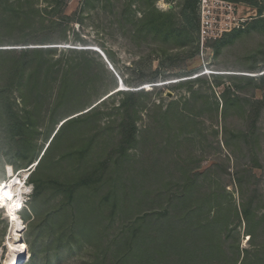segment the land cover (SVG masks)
Returning a JSON list of instances; mask_svg holds the SVG:
<instances>
[{
	"label": "trees",
	"instance_id": "obj_1",
	"mask_svg": "<svg viewBox=\"0 0 264 264\" xmlns=\"http://www.w3.org/2000/svg\"><path fill=\"white\" fill-rule=\"evenodd\" d=\"M227 1L253 7L258 18L215 41L211 46L218 54L244 35H264V0ZM39 2L0 0V12L9 14L0 15V33L29 30L33 37H44L39 41L44 43L50 26L68 42L65 22L72 18L62 11L63 0H51L45 10ZM135 2L84 0L83 11L107 3L114 7L118 28L133 27L129 38L136 44L151 40L170 60L188 47L192 58L198 54L197 0H184L183 26L175 8L161 12L156 0H140L134 8ZM49 8L60 18L46 25ZM21 37L17 43L25 48L0 49V151L13 173L30 171L26 183L32 193L21 214L30 264H52L83 249L92 253L89 264H264V179L257 173L264 170V63L212 76L217 86L223 78L234 82L224 86L222 110L208 96L198 104L203 96L194 86L205 76L200 73L174 79L199 75L172 84L188 87L189 96L171 100L165 110L147 104L151 92L132 91L141 86L127 78L123 82L129 91L106 94L82 109L87 87L78 77L85 76L84 64L75 58L63 64L55 59L58 48H30L32 43ZM85 51L64 53L83 61ZM247 88L261 90L262 98ZM115 94L122 100L112 115L102 107ZM213 109L218 116L221 111L224 121L226 154L202 168L195 159L206 137L197 119ZM143 113L149 122L139 132ZM236 120L242 124H233ZM158 133L165 138L158 141ZM39 136L45 141L40 150ZM139 144L140 165L129 154ZM163 155L171 157L169 168L161 162ZM242 228L249 248H241Z\"/></svg>",
	"mask_w": 264,
	"mask_h": 264
},
{
	"label": "rangeland",
	"instance_id": "obj_2",
	"mask_svg": "<svg viewBox=\"0 0 264 264\" xmlns=\"http://www.w3.org/2000/svg\"><path fill=\"white\" fill-rule=\"evenodd\" d=\"M135 1L134 8L140 7V0ZM50 2L51 0H40L38 4L40 8L45 10ZM183 3L184 0H156L155 7L161 12H169L175 8L177 13H181ZM97 4L100 5V3ZM232 4L234 5L235 15L238 18V22L236 24L237 27L231 32L247 28L248 24L251 23L253 19L258 18V12L253 7H249L245 4ZM83 8L84 0H63L62 11L66 16L72 18V21L65 22V26H67L66 34L68 36V42L63 41L62 34L59 30L47 29V27L50 26L46 27V25L50 24L53 20H59L60 18L58 13L51 14L50 8L48 9V13L46 12L44 15L46 18L45 32L51 34L49 35V39L44 43L39 42L42 39L44 40V37H39L40 35H38V37H33L29 30H26L25 32L17 30L14 31L12 35H8L4 31L0 33V38L3 40L1 44L3 47H0V49L11 50L25 48L23 44L17 42H22L23 37L21 36H26L25 42L26 40H29V42L32 43L30 44L32 46H29L30 48H58V53L55 56V59H60L63 64H66L69 61L73 62V58L76 59L77 63H81V65L84 64L85 76L78 77V79L82 80L83 84L87 87L86 94L84 95V103L80 107L82 109L95 104L106 94L111 95L120 90V80L110 70L103 57L98 53L100 50L106 55L117 74L121 77V80L127 78L134 84L133 86H141L140 88L131 89L132 91L140 90L145 87V85L161 84L144 91L151 92L149 98L145 100L146 103L148 104L152 102L156 105H160L163 110L166 109L171 100L183 101V98H188L189 96L188 87L176 88L178 85H172L171 81L174 79L185 78L199 73H202L203 75V72L206 69L221 74H225L224 72L234 74V72L244 71L245 68L253 65L259 64V66H261V64L264 63V35L257 32H252V34L248 36L244 35L241 39H238L234 45L224 47L219 54L215 52L211 45L215 41L222 39L224 35L231 32L225 33L221 38H209L205 40L200 38L198 32V54L192 58V49L191 47H188L187 49L179 50L178 52H180V55L178 56H176L178 53L173 54L175 59L170 60L160 53V45L151 40H142L140 41V45L133 42L129 38L133 28L132 26L127 25L124 29L118 28L116 22L117 18L114 15V7L112 5L104 3L102 6H96L94 9L92 8L86 11H83ZM4 13L6 12L2 11L0 12V15L4 17L7 15L9 16L8 13L3 15ZM136 15L141 17L142 13L137 12ZM185 22V16L182 13L178 15V23L183 26L185 25ZM42 32L44 33V31ZM41 44L43 46H40ZM67 49H78L81 51L87 50L85 52L89 53L88 56L85 57V60L81 61V56L71 54L70 52L64 53ZM261 49L262 51L260 52V55H256L255 52L260 51ZM107 52L113 53L114 58L110 59L106 54ZM77 73L80 76V70H78ZM154 75L157 76V79L152 81ZM212 76H214V74H206L202 78L204 81L194 86V90H198L199 93H201V96H203V98L198 99V104L201 105L208 96L207 98L214 104L213 106H215L217 101L220 104V110H222V93L224 91V86H230L232 83L234 84V82H231L227 78H223L220 80L222 84L217 86L215 85ZM141 78H143V81L141 84H138ZM246 92L250 95L255 92L257 98H262L263 95L261 90L253 91V88H247ZM121 100L122 96H118V94L113 95L106 100V104L102 107V110L113 115L114 105H118ZM141 116L143 117V120L138 123L139 132L140 127L149 122L146 113H143ZM217 116L218 113L213 109L210 112L206 111L197 119V122L199 123L198 129H200L204 137H206V141L203 142L204 144L198 147L203 150L197 149L198 157L195 159L196 164L202 168H205L211 163V161L219 159L226 154V149L223 146L222 128L224 126V121L221 117V111L218 118ZM233 124H242V121L236 120L233 121ZM260 127L263 129V132L264 123H261ZM217 131L219 132L218 135L216 134ZM155 138L160 141L161 139H164L165 136L158 133L155 135ZM44 145L45 141L43 136H39L38 150ZM262 146L264 148V138ZM61 152L62 149L57 151V154ZM129 154L130 156L132 155V157L137 158L136 164L139 163L138 165H140V144L135 150L130 151ZM161 162L169 168L171 157L163 155L161 156ZM12 170L13 169L9 166L0 151V184L4 181L8 182L11 177L17 181L23 180L26 170L20 171L18 174L14 173V175H12ZM257 173L259 177L264 179V170ZM25 187L26 192L30 190V195L24 199L22 211L18 212L21 222L20 227H22L20 233H12V220L7 215V210H3V207H7L8 205L7 203L5 205L0 204V261L2 264L8 254L9 245L13 242L12 238L18 239V245H23L27 251L26 258H24L20 264H30L31 256L26 244L28 233V230L26 229L27 224L22 220L21 214H23V210L28 206L27 201L30 200L32 188L27 183ZM262 188L264 189V182L262 183ZM228 190L233 191V187L228 188ZM235 196L237 197V194ZM3 202H6V200ZM240 232L241 248H249V238L244 235L243 228L240 229ZM111 233L115 235L117 231L112 230ZM38 234L39 233L36 232L37 236ZM37 236H34V238ZM91 256L92 253L88 250H78L74 253L61 256L59 262H56V259H53L52 264H89Z\"/></svg>",
	"mask_w": 264,
	"mask_h": 264
},
{
	"label": "built area",
	"instance_id": "obj_3",
	"mask_svg": "<svg viewBox=\"0 0 264 264\" xmlns=\"http://www.w3.org/2000/svg\"><path fill=\"white\" fill-rule=\"evenodd\" d=\"M198 1V15L200 20V31L199 36L202 40L209 38H221L225 33L233 31L237 27L238 18L235 15L234 5L225 0H197ZM98 53L103 57L110 70L121 80V77L117 74L113 65L109 62L106 55L100 50ZM209 74H221L218 72L208 71L207 69L203 72V75ZM199 75H202L200 73ZM197 75V76H199ZM248 76H256L253 74H243ZM261 75V74H260ZM197 76L191 78L172 80L171 83H177L188 79H194ZM155 84L145 85L140 90H149L153 88ZM30 172L28 173V175Z\"/></svg>",
	"mask_w": 264,
	"mask_h": 264
},
{
	"label": "bare ground",
	"instance_id": "obj_4",
	"mask_svg": "<svg viewBox=\"0 0 264 264\" xmlns=\"http://www.w3.org/2000/svg\"><path fill=\"white\" fill-rule=\"evenodd\" d=\"M121 83V82H120ZM161 85V84H157ZM126 88H123L125 90H129L127 86L124 84ZM29 171L26 170L25 177H27ZM24 176V175H23ZM28 178V177H27ZM26 178V180H27ZM26 185H24V181H17L13 177L9 179V181L0 188V204H3L4 200L10 199L12 196L15 197V200L13 202V205L8 208L7 215L12 220L13 228L12 233H20L22 231V227H20V218L18 216V207L24 203V196L28 193L26 192ZM6 194V195H5ZM23 208V204H22ZM18 236V235H17ZM10 240V239H9ZM12 241L9 245V251L6 255V258L4 260L3 264H20V262L26 258V250L23 245H18V239L12 238Z\"/></svg>",
	"mask_w": 264,
	"mask_h": 264
},
{
	"label": "water",
	"instance_id": "obj_5",
	"mask_svg": "<svg viewBox=\"0 0 264 264\" xmlns=\"http://www.w3.org/2000/svg\"><path fill=\"white\" fill-rule=\"evenodd\" d=\"M39 48H40V47H39ZM41 48H43V47H41ZM52 48H55V47H52ZM120 82H121V83H120ZM120 82H119V83H120L119 85H120L121 87H123V88H126V87L124 86V82H123V80H120ZM129 90H130V89H129ZM129 90H128V91H129ZM28 176H29V175H27V177H28ZM27 177H26V178H27Z\"/></svg>",
	"mask_w": 264,
	"mask_h": 264
},
{
	"label": "clouds",
	"instance_id": "obj_6",
	"mask_svg": "<svg viewBox=\"0 0 264 264\" xmlns=\"http://www.w3.org/2000/svg\"><path fill=\"white\" fill-rule=\"evenodd\" d=\"M26 182H27V180H26Z\"/></svg>",
	"mask_w": 264,
	"mask_h": 264
},
{
	"label": "snow or ice",
	"instance_id": "obj_7",
	"mask_svg": "<svg viewBox=\"0 0 264 264\" xmlns=\"http://www.w3.org/2000/svg\"><path fill=\"white\" fill-rule=\"evenodd\" d=\"M6 195V194H5Z\"/></svg>",
	"mask_w": 264,
	"mask_h": 264
}]
</instances>
